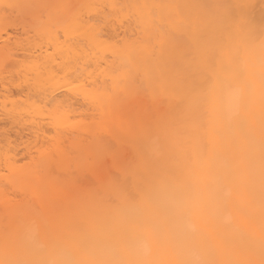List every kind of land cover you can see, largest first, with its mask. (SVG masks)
<instances>
[{
    "label": "bare ground",
    "instance_id": "6f19581e",
    "mask_svg": "<svg viewBox=\"0 0 264 264\" xmlns=\"http://www.w3.org/2000/svg\"><path fill=\"white\" fill-rule=\"evenodd\" d=\"M26 2L0 0V16ZM109 2L118 43L99 49L108 62L87 118L41 133L39 147L30 126L12 127L10 143L0 134V264L122 255L191 185L222 207L193 257L264 264V0Z\"/></svg>",
    "mask_w": 264,
    "mask_h": 264
},
{
    "label": "snow or ice",
    "instance_id": "6c2138e0",
    "mask_svg": "<svg viewBox=\"0 0 264 264\" xmlns=\"http://www.w3.org/2000/svg\"><path fill=\"white\" fill-rule=\"evenodd\" d=\"M14 7L17 15L0 16L5 54L0 122L6 124L0 134L10 143L12 127L30 126L39 147L47 143L41 133L60 135L62 124L87 118L96 80L108 62L99 49L118 43L114 32L121 6L109 0H29Z\"/></svg>",
    "mask_w": 264,
    "mask_h": 264
},
{
    "label": "clouds",
    "instance_id": "9594fccd",
    "mask_svg": "<svg viewBox=\"0 0 264 264\" xmlns=\"http://www.w3.org/2000/svg\"><path fill=\"white\" fill-rule=\"evenodd\" d=\"M261 86L264 90V48L261 56ZM222 222V207L206 197L197 185L161 201L155 214L145 218L141 229L122 255L93 261L91 264H215L203 257L194 258L191 244L204 236L203 226ZM260 226L264 229V198L260 206ZM55 264H76L72 260Z\"/></svg>",
    "mask_w": 264,
    "mask_h": 264
},
{
    "label": "rangeland",
    "instance_id": "374dc122",
    "mask_svg": "<svg viewBox=\"0 0 264 264\" xmlns=\"http://www.w3.org/2000/svg\"><path fill=\"white\" fill-rule=\"evenodd\" d=\"M17 142H18V141H17ZM18 156H19V155H18ZM18 158H19V157H18ZM19 160H20V161H19ZM18 162H19V163H22V162H24V161H23V159H22V162H21V158H19V159H18ZM2 173H3V170H2ZM0 174H1V171H0ZM1 206H2V204H1ZM1 208L3 209V207H0V214H1V211H2ZM0 228H1V226H0ZM0 230H1V229H0ZM0 232H1V231H0Z\"/></svg>",
    "mask_w": 264,
    "mask_h": 264
}]
</instances>
